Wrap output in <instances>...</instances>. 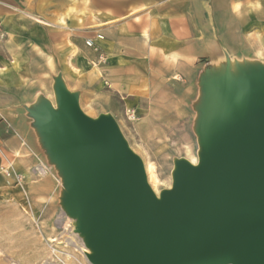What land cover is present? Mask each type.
<instances>
[{
	"label": "water",
	"instance_id": "obj_1",
	"mask_svg": "<svg viewBox=\"0 0 264 264\" xmlns=\"http://www.w3.org/2000/svg\"><path fill=\"white\" fill-rule=\"evenodd\" d=\"M248 66L251 82H203L200 163L177 162L159 196L115 120L86 116L60 77L59 110L28 109L90 264H264V66Z\"/></svg>",
	"mask_w": 264,
	"mask_h": 264
},
{
	"label": "rangeland",
	"instance_id": "obj_2",
	"mask_svg": "<svg viewBox=\"0 0 264 264\" xmlns=\"http://www.w3.org/2000/svg\"><path fill=\"white\" fill-rule=\"evenodd\" d=\"M114 1L53 0L55 13H58L56 5L64 4L66 19H60L58 21L61 22L56 21L51 26L62 33L60 41L71 42V47L84 45L83 63L78 68L72 66L69 74L61 67L50 71L46 64L32 57L31 71H18L12 76L13 82L24 87L17 90L20 95L16 103L8 107L25 115L38 152L47 155L28 109L51 99L56 79L60 77L67 89L79 96V101L92 105V114L85 106H80L86 116L98 119L106 115L115 120L131 150L144 165L153 167L160 181L161 193L172 188L177 162L200 160L198 122L203 103V82L209 76L225 74L227 69L237 72L245 65L264 66V46L262 55H258L253 39H221L226 34L223 31L238 26L229 27L227 24H213L214 39L210 40L151 39L147 43L141 39L115 40V34L123 33L127 22L135 26L141 24V19L134 21L131 17L127 18V14L138 9L118 6ZM91 14H95L101 23L94 24ZM113 14L117 16L114 20ZM21 15L24 18L25 15ZM26 18L28 23L14 25L19 29L14 35L16 39H22L27 26L38 25L35 17ZM0 31L4 35L0 42L3 43L8 36L1 24ZM170 44H175V49ZM171 51L181 54L177 62L168 59ZM117 58L123 63L116 64ZM127 66H134L137 70L116 73L117 68L125 70ZM122 73L123 76L130 75L132 80L136 76L138 81L132 84H138L137 87L127 90L117 86V75ZM69 83L75 87H69ZM14 115L11 111L6 119L0 114V136L3 140L7 139L6 135L12 134L20 138L16 124L21 126V122ZM19 140L28 153L23 155L13 147L9 150L0 141V173L11 165L15 175L22 176V169L26 171L27 168L33 175L32 169L39 160L50 168L51 173L53 164L49 163V157L42 158ZM31 159L35 164L29 167ZM29 172L26 171V175ZM34 177L37 181L46 178ZM7 179L9 186L19 183L15 178ZM57 179L62 182L60 175ZM45 191L46 187L38 190L31 188L27 191L29 201L26 203L18 196L16 199L0 196V264H90L79 250L85 247V242L76 233L75 220L65 214L62 197L58 208L46 207L44 203L47 202H43L42 198ZM52 239L56 241L52 243Z\"/></svg>",
	"mask_w": 264,
	"mask_h": 264
},
{
	"label": "crops",
	"instance_id": "obj_3",
	"mask_svg": "<svg viewBox=\"0 0 264 264\" xmlns=\"http://www.w3.org/2000/svg\"><path fill=\"white\" fill-rule=\"evenodd\" d=\"M114 2L118 6H126L128 8L133 6L134 9L137 8L138 11L130 12L126 16L127 18L131 17L134 21L141 19V24L135 26L127 22L124 32L115 34V40L141 39L145 43L151 39L210 40L214 39L213 24H227L229 27L230 25H238L228 30L224 28L227 31H223V33L226 34L220 38L226 40L232 38L241 41L253 39L256 42L258 55H262V46H264V0H115ZM63 7H65L64 4L56 5L58 11L56 14L53 0H0V24L3 32L8 36L7 40L0 43V114L7 119L6 116H9L11 111H13L16 119L21 122V126L16 124L20 138L12 134L10 136L6 135L7 139L5 140H3V136H0V141L9 150L13 147L15 151H19L23 155L28 153V150L21 146L19 139L24 141L29 149L39 154L42 158H47L48 156L38 152L35 137L28 127V120L25 115L20 113L18 109L8 107L16 103V100H18L17 96L20 95L17 90L24 87L21 83L13 82L12 76L18 71H31L32 63L30 59L32 57L46 64L50 71L61 67L63 71L69 74H71L70 68L72 66L78 68L83 63L84 45L71 47V42L60 41V34L62 33L55 31L53 26H51L60 19H66ZM143 9L146 10L143 11ZM21 14L25 15L24 18L35 17V22L38 25H35V27L27 26V31H24V33L22 31L24 34L22 39H16L14 35L18 33L19 29L14 25L20 24V22L28 23L27 20H29L28 18L24 19ZM115 16L113 14V20ZM91 19L94 24L101 23L95 14H91ZM232 33L235 35H229ZM189 45L191 49L192 46L191 44ZM170 47L175 49V44H170ZM168 56H170L168 59L177 62L181 54L177 51H171ZM122 63L119 58L116 59V64L120 65ZM250 68L248 65L241 66L238 72L230 71L229 74L238 77L242 71ZM136 70L134 66L133 68L127 66L125 70L122 67L117 68L116 73H121L122 71L135 72ZM123 75V73L117 75L115 81L117 86L127 90L137 87L138 84H132L138 81L136 76H133L132 80L130 75ZM69 87L74 88L75 86L69 83ZM51 97V99L46 101L57 110L56 91H54V96L51 95ZM79 105L85 106L87 111L93 113V107L90 103L81 100ZM49 163L52 164L51 162ZM32 164H35L34 159L30 160L29 167ZM18 168L21 171V167ZM51 168L50 175L42 181L34 180L35 177L29 172V168L26 169L29 175H26L25 169H22L21 174L25 181L13 186H9L5 174L0 173V196H5L8 199H16L18 196L21 201L26 203L29 201L27 191H30L31 188L38 190L46 187L47 191L42 195L43 202H47L44 204L47 205L46 207L58 208L64 188L62 182L57 179L59 177L58 170L54 165Z\"/></svg>",
	"mask_w": 264,
	"mask_h": 264
},
{
	"label": "bare ground",
	"instance_id": "obj_4",
	"mask_svg": "<svg viewBox=\"0 0 264 264\" xmlns=\"http://www.w3.org/2000/svg\"><path fill=\"white\" fill-rule=\"evenodd\" d=\"M99 39V38H98ZM101 40H103L101 37H100ZM99 39V40H100ZM100 40V41H101ZM88 43V42H87ZM93 43V42H92ZM90 47V46H89ZM96 48V47H95ZM261 49V48H260ZM253 72H252V69L250 68L249 70H244L241 72V74L238 76V77H235L231 74H228L229 76V80L234 82V83H237L238 85H240L241 83L243 82H251L252 79H253ZM57 94V93H56ZM48 104L50 105V107L55 110V111H58L59 110V97L57 95V104H58V109H54L53 106L48 102ZM92 114V113H91ZM131 149V148H130ZM132 151V150H131ZM192 163H190L191 165L193 166H198L199 165V161H196V160H191ZM145 167V172H146V175H147V181H148V184L150 185L152 191L156 194V195H159L160 193V190H159V184H160V181L158 179V175L156 176L155 175V172L153 170V167L150 166V165H144ZM56 240H51V242H55ZM71 244V243H70ZM77 246V245H76ZM54 250V249H53ZM81 254L85 255L87 258L89 257V255L93 254V252L91 254H89V249H87V247H83V248H79Z\"/></svg>",
	"mask_w": 264,
	"mask_h": 264
},
{
	"label": "built area",
	"instance_id": "obj_5",
	"mask_svg": "<svg viewBox=\"0 0 264 264\" xmlns=\"http://www.w3.org/2000/svg\"><path fill=\"white\" fill-rule=\"evenodd\" d=\"M3 38L4 35L0 31V42ZM88 45H90V43ZM3 172L7 178H15L19 183L23 180V176L15 175L11 165H9L8 168L4 169ZM32 173L38 178H45L50 173V168L43 161L39 160L38 163L33 167Z\"/></svg>",
	"mask_w": 264,
	"mask_h": 264
}]
</instances>
